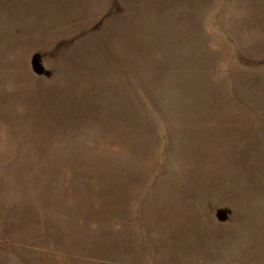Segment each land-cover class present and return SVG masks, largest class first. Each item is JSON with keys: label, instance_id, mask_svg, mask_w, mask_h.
<instances>
[{"label": "rangeland", "instance_id": "1", "mask_svg": "<svg viewBox=\"0 0 264 264\" xmlns=\"http://www.w3.org/2000/svg\"><path fill=\"white\" fill-rule=\"evenodd\" d=\"M0 264H264V0H0Z\"/></svg>", "mask_w": 264, "mask_h": 264}]
</instances>
